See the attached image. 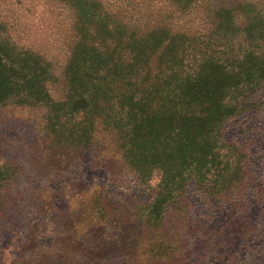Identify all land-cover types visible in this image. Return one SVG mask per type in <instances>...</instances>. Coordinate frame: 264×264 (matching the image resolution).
Masks as SVG:
<instances>
[{"label": "trees", "instance_id": "trees-1", "mask_svg": "<svg viewBox=\"0 0 264 264\" xmlns=\"http://www.w3.org/2000/svg\"><path fill=\"white\" fill-rule=\"evenodd\" d=\"M260 88L264 0H0V131L24 130L13 154L0 136V232L29 209L55 240L28 264H201L221 237L188 187L243 210L224 134ZM76 165L160 179L143 203L70 181L58 206Z\"/></svg>", "mask_w": 264, "mask_h": 264}, {"label": "rangeland", "instance_id": "rangeland-1", "mask_svg": "<svg viewBox=\"0 0 264 264\" xmlns=\"http://www.w3.org/2000/svg\"><path fill=\"white\" fill-rule=\"evenodd\" d=\"M16 126L11 130L14 138L10 129L0 131L4 142L7 141L12 147L7 146L11 154L14 147L22 142L19 139L24 131ZM224 140L235 147L236 154L241 151L244 153L249 185L244 198L245 206L241 211L229 203L222 205L215 200L209 203L195 184L188 187L191 215L195 222L202 223L198 234H207L208 238L219 233L221 237V246L218 244L209 250L201 264H264V88L253 95V100L241 114L227 121ZM159 179L156 175L149 183L142 184L133 177L120 186L114 184L104 171L92 169L88 165H76L70 175L53 185L52 189L58 206H63L65 199H58L57 193L74 180L103 187L118 197H133L135 202L143 203L151 196ZM238 217L245 218L243 225H235ZM12 225L0 232V264H28L27 261H31L33 256L52 248L55 234L49 218L43 214L26 209L20 218H15ZM238 232L241 233L237 235Z\"/></svg>", "mask_w": 264, "mask_h": 264}]
</instances>
